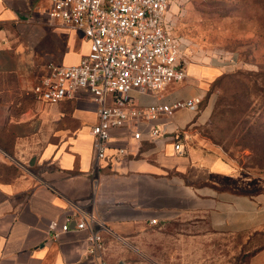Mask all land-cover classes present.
Instances as JSON below:
<instances>
[{
    "label": "crops",
    "instance_id": "0c3cea01",
    "mask_svg": "<svg viewBox=\"0 0 264 264\" xmlns=\"http://www.w3.org/2000/svg\"><path fill=\"white\" fill-rule=\"evenodd\" d=\"M49 6L0 0V127L31 154L21 175L0 178V264H234L244 254L247 264H264V179L216 146L185 141L199 105L163 119L168 131H182L174 138L182 152L169 133L120 159L111 148L96 166L90 97L81 91L49 104L27 92L46 64H76L89 50L81 31L48 17ZM221 68L192 64L184 83L132 95L140 104L202 98L197 84ZM186 84L171 96L170 87ZM122 132L113 131V146L124 144ZM88 216L102 236L99 255L88 254V230L75 228Z\"/></svg>",
    "mask_w": 264,
    "mask_h": 264
},
{
    "label": "built area",
    "instance_id": "2783aa9c",
    "mask_svg": "<svg viewBox=\"0 0 264 264\" xmlns=\"http://www.w3.org/2000/svg\"><path fill=\"white\" fill-rule=\"evenodd\" d=\"M49 1L48 17L81 31L89 50L76 64H46L27 92L49 104L74 98L81 91L90 97L96 105L97 120L90 128L96 166L109 157L111 148L112 157L120 159L143 140L156 141L169 133L174 135V149L182 152V143L174 140L179 130L168 131L163 119L181 109H195L202 98L140 104L132 95L133 91L160 92L187 76L190 43L173 34V22L167 17L179 0ZM114 130L123 131V145L111 143ZM68 227L65 223L60 230L53 229V236ZM75 228L88 230V254L99 255L103 240L92 216L83 217Z\"/></svg>",
    "mask_w": 264,
    "mask_h": 264
},
{
    "label": "rangeland",
    "instance_id": "374dc122",
    "mask_svg": "<svg viewBox=\"0 0 264 264\" xmlns=\"http://www.w3.org/2000/svg\"><path fill=\"white\" fill-rule=\"evenodd\" d=\"M167 17L173 34L190 43L188 71L192 64L222 67L197 84L202 102L182 130L185 141L216 146L245 172L264 179V0H179ZM187 85L170 87L171 96L185 94ZM15 143L1 128L0 178L21 175L17 167L29 165L27 147ZM247 262L244 254L233 263Z\"/></svg>",
    "mask_w": 264,
    "mask_h": 264
}]
</instances>
